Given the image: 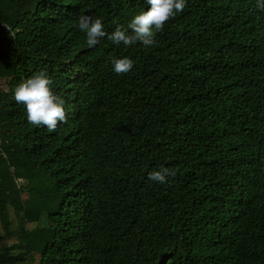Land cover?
<instances>
[{
    "label": "trees",
    "instance_id": "obj_1",
    "mask_svg": "<svg viewBox=\"0 0 264 264\" xmlns=\"http://www.w3.org/2000/svg\"><path fill=\"white\" fill-rule=\"evenodd\" d=\"M147 7L0 0V264H264V10L186 0L150 47L76 27ZM40 71L65 101L51 133L12 95Z\"/></svg>",
    "mask_w": 264,
    "mask_h": 264
},
{
    "label": "clouds",
    "instance_id": "obj_2",
    "mask_svg": "<svg viewBox=\"0 0 264 264\" xmlns=\"http://www.w3.org/2000/svg\"><path fill=\"white\" fill-rule=\"evenodd\" d=\"M147 10L133 16L124 27L117 23L114 31L106 33L100 18L87 14L78 17L76 27L85 35L88 47H95L102 38L107 37L115 45L132 46L139 42L150 47L156 42V36L163 32L165 26L179 13L184 11L186 0H145ZM256 7L264 10V0H256ZM112 70L123 75L132 70L134 62L128 57L112 58ZM53 80L45 71H40L17 84L13 90V99L23 104L27 122L35 127L46 128L55 132L58 125L67 122L65 101L54 94ZM176 176V170L161 166L148 173L147 178L158 184L169 182Z\"/></svg>",
    "mask_w": 264,
    "mask_h": 264
},
{
    "label": "built area",
    "instance_id": "obj_3",
    "mask_svg": "<svg viewBox=\"0 0 264 264\" xmlns=\"http://www.w3.org/2000/svg\"><path fill=\"white\" fill-rule=\"evenodd\" d=\"M1 25H3V24H1Z\"/></svg>",
    "mask_w": 264,
    "mask_h": 264
},
{
    "label": "rangeland",
    "instance_id": "obj_4",
    "mask_svg": "<svg viewBox=\"0 0 264 264\" xmlns=\"http://www.w3.org/2000/svg\"><path fill=\"white\" fill-rule=\"evenodd\" d=\"M31 225V224H30Z\"/></svg>",
    "mask_w": 264,
    "mask_h": 264
}]
</instances>
